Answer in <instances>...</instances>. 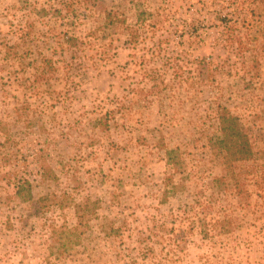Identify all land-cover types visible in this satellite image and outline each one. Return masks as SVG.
<instances>
[{
  "label": "rangeland",
  "instance_id": "obj_1",
  "mask_svg": "<svg viewBox=\"0 0 264 264\" xmlns=\"http://www.w3.org/2000/svg\"><path fill=\"white\" fill-rule=\"evenodd\" d=\"M0 264H264V0H0Z\"/></svg>",
  "mask_w": 264,
  "mask_h": 264
},
{
  "label": "trees",
  "instance_id": "obj_2",
  "mask_svg": "<svg viewBox=\"0 0 264 264\" xmlns=\"http://www.w3.org/2000/svg\"><path fill=\"white\" fill-rule=\"evenodd\" d=\"M110 13H107L109 16ZM217 120L218 124L211 135V143L216 144L215 148L223 155L224 158L230 161H243L249 160L253 156V148L250 142L249 136L245 133L241 127L238 116L230 112L226 107H217ZM165 150V157L167 164L172 167V170L176 171L180 169L181 158L177 153L176 149L163 148ZM179 172V171H178ZM168 179L172 182V178L169 176ZM28 193L26 195L27 201H32L33 204L46 199L41 197L36 201L31 196L29 187L30 183L26 181ZM21 192H19L20 194ZM222 222L217 220V222ZM220 228L223 226L220 224Z\"/></svg>",
  "mask_w": 264,
  "mask_h": 264
}]
</instances>
